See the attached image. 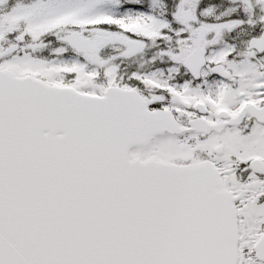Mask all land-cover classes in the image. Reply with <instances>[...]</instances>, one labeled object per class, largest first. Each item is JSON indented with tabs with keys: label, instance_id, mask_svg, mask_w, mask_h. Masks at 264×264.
I'll return each mask as SVG.
<instances>
[{
	"label": "snow or ice",
	"instance_id": "1",
	"mask_svg": "<svg viewBox=\"0 0 264 264\" xmlns=\"http://www.w3.org/2000/svg\"><path fill=\"white\" fill-rule=\"evenodd\" d=\"M0 264H264V0H0Z\"/></svg>",
	"mask_w": 264,
	"mask_h": 264
}]
</instances>
